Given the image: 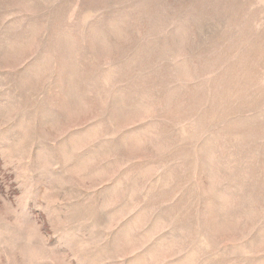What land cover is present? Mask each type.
Here are the masks:
<instances>
[{"label": "rangeland", "instance_id": "1", "mask_svg": "<svg viewBox=\"0 0 264 264\" xmlns=\"http://www.w3.org/2000/svg\"><path fill=\"white\" fill-rule=\"evenodd\" d=\"M0 264H264V0H0Z\"/></svg>", "mask_w": 264, "mask_h": 264}]
</instances>
